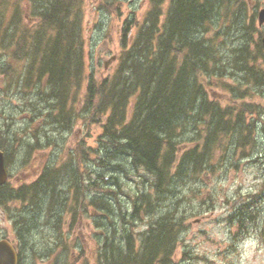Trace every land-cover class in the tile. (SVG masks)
<instances>
[{
    "label": "rangeland",
    "instance_id": "374dc122",
    "mask_svg": "<svg viewBox=\"0 0 264 264\" xmlns=\"http://www.w3.org/2000/svg\"><path fill=\"white\" fill-rule=\"evenodd\" d=\"M80 1L85 75L102 80L115 71L121 41L126 45L136 33L148 3ZM49 2L7 0L6 7L0 6L1 20L9 21L17 7L20 27L33 28L37 11ZM213 2L209 21L191 34L204 40L207 52L206 69L196 74L198 99L221 109L246 104L245 122L255 123V143L240 149L236 134L220 137L202 169L191 173L183 168L140 219L132 217L133 196H154L151 177L132 164L121 142L104 135L105 120L91 122L80 114L59 124L46 97L32 86L22 87L26 61L10 66L12 48L0 37V142L8 155V184L13 189L32 186L44 172L54 179L33 204L20 201L9 212L0 210V239L21 248L22 264H102L100 253L123 247V226L138 239L167 213L182 223L173 264H264V121L255 122L251 113L257 110L264 120V22L258 23L264 0ZM209 119V114H194L180 122L175 138L179 156L202 144ZM239 212L245 214L240 225Z\"/></svg>",
    "mask_w": 264,
    "mask_h": 264
},
{
    "label": "trees",
    "instance_id": "16d2710c",
    "mask_svg": "<svg viewBox=\"0 0 264 264\" xmlns=\"http://www.w3.org/2000/svg\"><path fill=\"white\" fill-rule=\"evenodd\" d=\"M164 2L147 0L143 23L136 24L137 31L126 45L121 41L115 71L102 80L85 75L78 23L80 0H50L37 11L38 21L33 28L20 27L17 7L7 22L1 20L4 16L0 11L1 42L10 43L8 48H12L10 66L20 59L26 61L22 87L32 86L45 96L44 101L55 110V119L63 126L80 114L91 122L105 120L104 135L121 142L132 164L151 177L154 196L144 193L133 196L132 217L138 219L141 212L148 214L154 197L170 190L183 168L191 173L201 170L220 137L236 134L240 149L255 143V123L245 122L249 112L246 104L221 109L198 99L201 85L196 74L206 69L207 52L204 40H195L191 34L209 21L213 0H170L163 12ZM6 3L7 0H0V6L6 7ZM162 15L164 19L160 22ZM130 27L126 22L124 28ZM251 113L255 122L264 121L257 110ZM194 114L210 115L208 135L200 146L179 156L177 129L183 119ZM0 150L7 166L8 155L2 142ZM42 174L41 180L32 186L20 189H13L8 183L1 186L0 207L9 212L12 203L33 204L37 193L46 192L48 185L53 184L54 179L48 180L50 174ZM243 217L245 214L241 212L235 215L239 225ZM181 226V221L170 213L156 219L138 239L123 226V247L109 254L108 247L98 259L102 264H173V249ZM15 247L18 264H22L21 248L16 244Z\"/></svg>",
    "mask_w": 264,
    "mask_h": 264
},
{
    "label": "water",
    "instance_id": "95a60500",
    "mask_svg": "<svg viewBox=\"0 0 264 264\" xmlns=\"http://www.w3.org/2000/svg\"><path fill=\"white\" fill-rule=\"evenodd\" d=\"M264 22V8L258 14V23ZM261 46L264 53V37L261 38ZM114 60V58H112ZM7 173L4 167L3 153L0 151V186L5 183ZM17 256L12 245L6 240H0V264H16Z\"/></svg>",
    "mask_w": 264,
    "mask_h": 264
},
{
    "label": "bare ground",
    "instance_id": "6f19581e",
    "mask_svg": "<svg viewBox=\"0 0 264 264\" xmlns=\"http://www.w3.org/2000/svg\"><path fill=\"white\" fill-rule=\"evenodd\" d=\"M234 54V53H233ZM147 176V175H146ZM113 192V191H112ZM114 193V192H113ZM116 198V197H115Z\"/></svg>",
    "mask_w": 264,
    "mask_h": 264
}]
</instances>
